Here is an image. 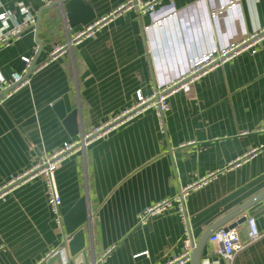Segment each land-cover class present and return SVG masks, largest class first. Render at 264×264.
<instances>
[{"label":"crops","instance_id":"0c3cea01","mask_svg":"<svg viewBox=\"0 0 264 264\" xmlns=\"http://www.w3.org/2000/svg\"><path fill=\"white\" fill-rule=\"evenodd\" d=\"M126 1L84 0L94 19L70 25L61 6L0 0V12H11L13 21L24 18L19 4L38 20L37 32L26 30L0 46V76L9 80L20 72L22 56H33L40 66L0 105V183L79 132L121 115L136 102L138 91L148 95L187 74L196 58L264 28V0H157L151 12L132 8L115 14L51 58L56 46ZM255 49L169 96L164 130L148 108L60 162L55 170L60 210L64 215L86 197L91 221L85 236L94 257L111 248L105 264H164L179 254L184 234L176 208L141 224L138 215L175 196L196 176L223 170L185 200L196 244L214 222L264 191V40ZM58 99L67 113L77 110L75 136L52 106ZM251 150L248 160L229 166ZM244 216L255 219L261 235L236 252L232 264H264V197ZM235 228L246 241V219ZM65 235L55 224L40 178L0 199V264H46ZM219 249L208 237L202 259L225 263ZM60 257L64 261L65 251Z\"/></svg>","mask_w":264,"mask_h":264},{"label":"built area","instance_id":"2783aa9c","mask_svg":"<svg viewBox=\"0 0 264 264\" xmlns=\"http://www.w3.org/2000/svg\"><path fill=\"white\" fill-rule=\"evenodd\" d=\"M156 1L157 0H127L125 3L120 5L119 8L107 16L88 24L83 30L77 32L73 38L69 39L68 43L56 46L50 54L51 58L58 52L66 51L67 46L71 47L82 38L91 36L103 25L108 24L115 14L132 8H136L140 13H146L147 11L151 12ZM42 2L44 4L50 3L48 0H42ZM19 6L21 13L24 14V18L18 22L12 20L11 12H0V46H7L11 41L18 39L26 30L35 31L36 29L37 20L35 15L28 13L27 9L22 6V4H19ZM262 40H264V28L257 32H253L240 42L231 44L226 48L210 51L196 58L191 62V66L187 74L164 86L157 85L153 87L150 94L143 95L140 91H138L136 93V102L121 115L101 123L96 128L79 132V134L72 140L63 142L50 153L43 154L32 166L25 168V170L15 176H12L9 180L0 183V199H4L7 194L20 184L34 178H40L44 183L47 203L53 215L55 224L59 228L63 229V214L60 210L61 197L55 180V170L60 162L74 152L83 151L86 146L99 138L101 135L111 129H114L120 123L129 120L136 114H139L148 108H153L155 110L159 128L161 131L164 130V113L169 108V96L179 91L189 82H192L194 79L206 74L212 68L228 61L237 54L243 51L255 52V48L262 42ZM21 60L24 62V67L20 72L12 73L9 80H5L0 76V105L22 86L28 84L30 75L40 68V66L33 65V56H22ZM260 130L264 131V122L260 127ZM254 152V150H251L250 154H245V156L238 158L229 164V166H239L242 162L248 160L250 155ZM222 171L223 170H217L202 176H196L188 185L182 187L175 196L156 202L138 215V223L141 224L151 217L162 214L166 210L171 208L177 209L180 221L183 225L184 234L181 252L172 256L164 264H187L191 261V253L196 246V240L193 237V232L188 221L189 218L185 211V200L191 191L204 187ZM90 221L91 214L88 215L86 226H89ZM246 224V241H243L239 237L238 231L235 227L227 229L223 227L217 228L209 236V241L220 244V256L224 259L225 263H222L219 260L211 261L208 258H203L201 259V264H232V260L236 252H238L246 244L255 241L261 235L253 217L246 216ZM69 239L70 237L66 234L64 236L63 243L59 247L61 251H65V246H67ZM110 250L111 248L94 257L90 264H105ZM54 252L55 250L47 254L46 258ZM66 261L67 257H65L63 264H66Z\"/></svg>","mask_w":264,"mask_h":264},{"label":"water","instance_id":"95a60500","mask_svg":"<svg viewBox=\"0 0 264 264\" xmlns=\"http://www.w3.org/2000/svg\"><path fill=\"white\" fill-rule=\"evenodd\" d=\"M52 6H61L63 12L67 15L70 25H74L77 20L81 21L83 24H87L95 17L90 6L86 4L84 0H56L47 7ZM76 11H82L83 13L80 16H77ZM35 31H38V22L36 23ZM34 63L35 61L33 62V65ZM52 106L58 117L63 120V123L66 125L69 134L71 136L77 135L79 131L77 110L73 109L71 112L67 113L61 99L56 100ZM263 197L264 191L238 206L226 216H223L214 222L200 237L195 248L193 249L191 253V264H201L204 245L210 234L215 229L219 227H223L225 229L232 228L237 224L242 223L246 219L244 212L252 204L261 200ZM88 209L86 197L81 196L63 215L64 231L70 237L67 246H65V254L67 256L66 264H90L91 261H93L94 256L92 254V248L88 244L85 236ZM45 261L46 264H63V261L60 257L59 248H57L52 255L48 256Z\"/></svg>","mask_w":264,"mask_h":264}]
</instances>
